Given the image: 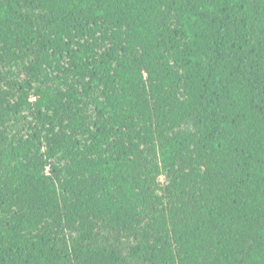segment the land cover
Masks as SVG:
<instances>
[{
    "label": "trees",
    "instance_id": "trees-1",
    "mask_svg": "<svg viewBox=\"0 0 264 264\" xmlns=\"http://www.w3.org/2000/svg\"><path fill=\"white\" fill-rule=\"evenodd\" d=\"M0 264H264V0H0Z\"/></svg>",
    "mask_w": 264,
    "mask_h": 264
}]
</instances>
